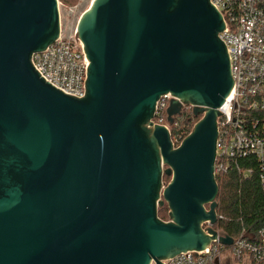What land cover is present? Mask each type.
I'll list each match as a JSON object with an SVG mask.
<instances>
[{
    "label": "water",
    "instance_id": "water-1",
    "mask_svg": "<svg viewBox=\"0 0 264 264\" xmlns=\"http://www.w3.org/2000/svg\"><path fill=\"white\" fill-rule=\"evenodd\" d=\"M223 19L214 0H92L74 97L30 62L59 36L57 0H0V264H161L216 239L200 225L216 222V119L232 89ZM165 95L168 125L182 104L201 116L176 149L152 123Z\"/></svg>",
    "mask_w": 264,
    "mask_h": 264
},
{
    "label": "built area",
    "instance_id": "built-area-1",
    "mask_svg": "<svg viewBox=\"0 0 264 264\" xmlns=\"http://www.w3.org/2000/svg\"><path fill=\"white\" fill-rule=\"evenodd\" d=\"M214 2L224 15L221 37L229 61L232 89L218 108L213 175L235 166L244 180L253 174L254 167L264 202V0ZM30 62L48 84L74 97L84 95L89 63L75 31L64 35L60 29L58 38L43 51L32 54ZM171 99L170 95L160 97L152 123L167 129L172 148L176 149L192 129L187 132L182 128L176 133L170 129L178 128L176 119L185 108L192 112V106L182 104L181 114L173 117L172 124L168 125L166 109ZM238 162L245 164L237 166ZM205 210L208 211L207 206ZM215 214L217 222L216 210ZM216 222L212 225L204 221L200 225L204 233L209 229L217 233L216 239L204 250L183 252L160 263L216 264L217 260L218 264H264V223L254 234L232 239L230 246H224L218 238L225 235L214 229Z\"/></svg>",
    "mask_w": 264,
    "mask_h": 264
},
{
    "label": "trees",
    "instance_id": "trees-1",
    "mask_svg": "<svg viewBox=\"0 0 264 264\" xmlns=\"http://www.w3.org/2000/svg\"><path fill=\"white\" fill-rule=\"evenodd\" d=\"M162 120L164 124V114ZM176 120L179 122L178 128L175 130L172 127L170 129L171 133H176L175 131L182 128L190 132L199 119L193 117L189 108H185ZM157 121L158 119L155 117L154 122ZM244 164V162H238L237 166L242 167ZM253 170V174L244 180L237 173L235 166L215 176L218 188L216 198L218 221L214 229L234 240L240 237L247 238L250 234H254L264 223L263 195L254 167ZM157 217L161 221L167 222V208H159Z\"/></svg>",
    "mask_w": 264,
    "mask_h": 264
},
{
    "label": "rangeland",
    "instance_id": "rangeland-1",
    "mask_svg": "<svg viewBox=\"0 0 264 264\" xmlns=\"http://www.w3.org/2000/svg\"><path fill=\"white\" fill-rule=\"evenodd\" d=\"M92 0H57L60 29L64 35H72L76 30L77 22L90 6ZM170 178H163L162 184L166 186ZM167 208L166 205L163 206ZM168 211V209H167Z\"/></svg>",
    "mask_w": 264,
    "mask_h": 264
}]
</instances>
